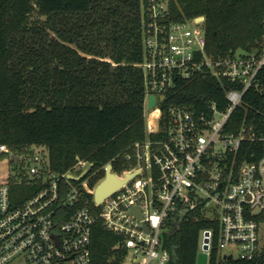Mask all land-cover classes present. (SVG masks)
I'll return each mask as SVG.
<instances>
[{
  "label": "built area",
  "instance_id": "2783aa9c",
  "mask_svg": "<svg viewBox=\"0 0 264 264\" xmlns=\"http://www.w3.org/2000/svg\"><path fill=\"white\" fill-rule=\"evenodd\" d=\"M142 12L138 66L145 88V138L124 154L128 166L122 171L109 163L124 182L96 203L105 175L95 182L87 159L55 172L44 148L19 153L0 144V158L11 164L0 181V264H91L97 222L119 237L123 264H168L162 234L170 220L197 210L217 225L222 259L264 264V151L252 148L251 161L237 157L247 141L264 148V133L248 135L245 127L235 130L231 124L247 93L264 95V46L252 53L208 54L203 16L176 21L168 0H142ZM207 78L227 84L222 108L213 101L201 109L182 104L162 111L169 95ZM15 185L38 190L13 192ZM205 232L209 258L212 230L203 232L200 253Z\"/></svg>",
  "mask_w": 264,
  "mask_h": 264
},
{
  "label": "trees",
  "instance_id": "16d2710c",
  "mask_svg": "<svg viewBox=\"0 0 264 264\" xmlns=\"http://www.w3.org/2000/svg\"><path fill=\"white\" fill-rule=\"evenodd\" d=\"M176 21L203 16L208 54L252 53L264 46V0H168ZM142 0H0V144L14 152H48L50 168L69 170L87 159L104 177V166H128L124 154L145 138ZM264 84V69L260 73ZM227 84L196 79L162 106L201 109L225 104ZM232 128L264 133V95L247 93L231 116ZM247 141L238 154L251 161ZM38 188L15 185L13 192ZM212 230L208 264H247L220 257L217 225L197 210L173 218L162 234L168 264H197L202 235ZM119 237L101 222L92 230L91 264H123Z\"/></svg>",
  "mask_w": 264,
  "mask_h": 264
},
{
  "label": "water",
  "instance_id": "95a60500",
  "mask_svg": "<svg viewBox=\"0 0 264 264\" xmlns=\"http://www.w3.org/2000/svg\"><path fill=\"white\" fill-rule=\"evenodd\" d=\"M152 104V102H150ZM12 160L18 161L19 158L15 155L11 157ZM111 164H107L105 167V178L104 180L97 186L95 195H94V200L96 203H99L110 191L115 189L116 187L120 186L124 180L119 179L116 177L113 173H111ZM132 174L126 175V179L130 178ZM208 236L209 233L205 232L204 234V239H203V251L199 253L197 257V264H207L208 262V256L205 251L208 250ZM227 260H231V256L227 257Z\"/></svg>",
  "mask_w": 264,
  "mask_h": 264
},
{
  "label": "rangeland",
  "instance_id": "374dc122",
  "mask_svg": "<svg viewBox=\"0 0 264 264\" xmlns=\"http://www.w3.org/2000/svg\"><path fill=\"white\" fill-rule=\"evenodd\" d=\"M28 150H26V151H28ZM43 150L44 149H42V148L37 149V151H40V152H42ZM22 152H24V151H22ZM10 168H11V164H10L9 159L5 158V157L0 158V181L6 179L8 177V175L10 174V171H11ZM150 264H154V261L151 262Z\"/></svg>",
  "mask_w": 264,
  "mask_h": 264
}]
</instances>
